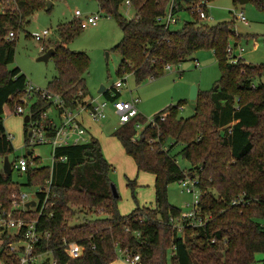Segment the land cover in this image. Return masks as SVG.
Returning <instances> with one entry per match:
<instances>
[{
  "label": "trees",
  "instance_id": "16d2710c",
  "mask_svg": "<svg viewBox=\"0 0 264 264\" xmlns=\"http://www.w3.org/2000/svg\"><path fill=\"white\" fill-rule=\"evenodd\" d=\"M99 10L114 18L122 31L121 40L111 50L122 62L117 73H131L135 83L160 77L166 65H175L201 49L213 51L220 69V78L209 91H198L194 114L183 119L175 107H167L153 116L155 125L147 124L135 136V124L145 123L140 113L112 132L125 153L134 160L137 172L154 175V204L137 206L127 214L117 208L119 195L111 188L112 167L104 157L97 139L87 143L58 147L52 170L34 157L27 169L24 185H43L51 177L54 206L52 215H43L39 226L50 232L39 251L49 248L57 264H110L117 252L138 255V264H252L256 253L264 251V229L257 219L264 215V64L250 65L239 59L228 61L226 46L231 37L240 38L233 30V21L207 25L191 15L178 29H163L156 18L170 0H128L136 14L127 19L120 13L125 0H95ZM199 0H174L178 12ZM207 2L210 0H206ZM238 2L237 0H234ZM264 10V0H248ZM45 0H0V159L13 152L5 131V109L13 112L25 93L26 76L14 61L16 37L27 19L46 7ZM12 31L15 36L8 38ZM81 32L78 22L59 24L58 38L48 42L45 53L54 49L57 75L47 84L48 91L58 94L69 107L84 104L88 97L84 74L89 68L85 53L72 52L66 43ZM255 85L253 86V84ZM114 101L119 92L104 90ZM49 106L37 99L32 110L42 116ZM166 113L163 120L159 115ZM44 124L48 121L42 118ZM29 124L24 123V143L30 145ZM49 133H53L50 129ZM181 144L174 155L171 150ZM32 156V152L30 154ZM189 163L182 169L176 158ZM62 158H64L62 160ZM12 163V162H11ZM0 167V204L10 206L9 195L18 190ZM198 177L199 210L209 218L200 226H188L178 233L170 224L181 210L167 201V186L186 175ZM134 195L135 182L127 180ZM241 198L237 205L231 202ZM84 220L79 224V215ZM105 214L88 220L86 215ZM34 215V214H30ZM76 242L83 248L81 257L69 258L62 242ZM168 251L170 255L168 256ZM8 264L6 254H0ZM14 264V263H12Z\"/></svg>",
  "mask_w": 264,
  "mask_h": 264
},
{
  "label": "rangeland",
  "instance_id": "374dc122",
  "mask_svg": "<svg viewBox=\"0 0 264 264\" xmlns=\"http://www.w3.org/2000/svg\"><path fill=\"white\" fill-rule=\"evenodd\" d=\"M50 1V0H45ZM79 10L82 18L88 15L100 14V19L94 26L81 28V32L66 43L68 50L72 52L85 53L89 58V68L84 74L85 86L89 98H96L98 102H106L104 108L105 117L102 119H91L85 116V124L92 136L98 140L102 153L110 163L112 171L110 180L119 195L117 208L120 214H127L137 206H149L154 203V175L149 172H137L134 160L127 155L121 143L111 134L120 125L119 116L116 113L113 101L108 100L102 92L101 86L109 93H114L112 86L117 80H124L123 85L116 88L119 92L118 99L130 101L139 98L138 112L146 118L145 123H139L141 131L153 118L155 114L171 106L177 108L178 117L187 119L194 114V109L188 103V97L192 85L197 86V91H209L220 78V69L214 53L210 49H201L186 57L182 62L173 64L165 69L162 76L154 79H146L136 84L131 73L118 74L122 58L112 51L111 48L122 38V31L114 18L102 13L95 0H51L48 8L36 12L30 16L17 33L14 61L8 68L19 67L27 80L39 89H47L48 82L56 75V69L52 56L47 61H38L37 58L43 53V48L48 42L58 38L57 27L74 20V12ZM242 13L245 21L238 18ZM120 13L127 19L135 17V10L123 4ZM208 18L203 22L214 25L220 22L233 21V30L240 38L231 37L229 44L233 47V54L239 56L250 65L264 64V10L256 8L253 2L248 1L240 4L234 0H210L207 2ZM180 21L175 29L182 26L191 17L187 13H179ZM75 21H77L75 19ZM49 34L41 41H36L34 36L43 30ZM242 48V52L239 49ZM261 82H264L262 79ZM37 101L36 97L26 100L25 114L30 104ZM50 115L54 112L48 110ZM24 114V115H25ZM24 115L14 114L5 109L3 122L5 131L11 134L13 152L8 156L10 162L16 158L32 156L39 158V164L33 166L52 167L51 147L47 144L25 145L24 143ZM89 134V138L91 137ZM181 148L176 144L171 150L174 155ZM178 165L186 169L189 163L181 157L176 158ZM2 168V160L0 159ZM12 181L18 185L21 193H26L32 198V194L38 189V185L27 186L26 176L19 175L15 169L11 173ZM127 180L135 182L134 195L127 185ZM11 194V193H10ZM167 201L178 207L182 213L191 209L193 193L183 191L179 181L167 186ZM106 215H86L88 220L97 217L104 218ZM84 220V213L79 215V220L73 223L79 224ZM264 229V215L257 219ZM170 251H168V256ZM48 255L41 259L44 261ZM124 254L117 252L116 259L110 264H128L124 260ZM0 264L3 262L0 260ZM47 264H52L48 262ZM252 264H264V251L256 253Z\"/></svg>",
  "mask_w": 264,
  "mask_h": 264
},
{
  "label": "built area",
  "instance_id": "2783aa9c",
  "mask_svg": "<svg viewBox=\"0 0 264 264\" xmlns=\"http://www.w3.org/2000/svg\"><path fill=\"white\" fill-rule=\"evenodd\" d=\"M5 2L13 0H2ZM129 6V1L125 0L124 3ZM186 12L190 17L191 15L197 16L201 21L208 18L207 13V1L199 0L196 3L185 6ZM174 0H170L168 6L164 12L156 18L157 24L163 27V29H175V25L181 20L180 14ZM100 14L88 15L82 18V14L79 10L74 12V20L76 19L81 28L87 26H94L100 19ZM238 18L245 21V17L240 12ZM49 34L48 30H43L39 34L34 36L36 41H41L43 37ZM8 38H14L15 34L10 31ZM242 48L239 52H242ZM233 47L228 43L226 46V53L228 61L232 64L236 63L240 58L233 54ZM170 68V65H166L165 69ZM264 79V75L262 76ZM124 80H117L112 88L117 92L116 88L123 85ZM255 83L253 84V86ZM113 94V93H112ZM36 97L37 99H43L49 106L46 111L42 112V118H46L48 123L44 124L41 117L35 115V111L32 110L30 104L26 114L29 116V132H30V145L47 144L51 147L52 162L54 159L55 149L58 147H64L69 145H77L87 143L89 140V134L87 128L83 124V117H87L97 120L105 117L104 108L106 102H98L96 98L85 99L84 104H77L75 107L67 106L62 98L51 91L42 90L34 87L28 80L25 83V93L19 99V104L15 106L12 113L18 115L25 114L26 100ZM139 98H134L130 101H122L116 99L113 101V106L116 113L119 116V122L125 124L132 120L139 114L137 105ZM35 103V102H34ZM52 109L54 114L50 115L48 110ZM166 113L159 115V120H163ZM151 125H155V121L152 118L149 120ZM140 124H135V136L132 140H136L139 137L141 131H139ZM52 129L53 133H49ZM9 138L12 136L9 134ZM36 156L19 157L11 163V169H15L19 173H23L31 160ZM64 158H62L63 160ZM52 167L50 168V172ZM181 188L187 193H193V202L191 209L186 213H181L178 218H171L170 224L176 229L178 233L183 230V221L188 226H200L208 220V215H203L200 212L198 205L201 191L198 185V177L196 175L188 174L184 178L179 180ZM52 180L49 177L43 185H39L38 189L30 195L21 193L19 190H13L9 195L10 206L8 208L0 204V254L4 253L8 257V264H57V260L53 256V252L49 248H45L43 251H39L43 242H47L50 238V232L43 230L39 226V219L43 215H52V208L54 206L51 193ZM34 205H31V202ZM241 201V198H235L232 200V205H237ZM30 214H34L33 216ZM65 253L71 259H77L81 257L83 248L76 242H67L63 240L62 248ZM124 254V260L128 264H138L139 256L126 253L125 251H119ZM48 255L43 261L41 257Z\"/></svg>",
  "mask_w": 264,
  "mask_h": 264
},
{
  "label": "water",
  "instance_id": "95a60500",
  "mask_svg": "<svg viewBox=\"0 0 264 264\" xmlns=\"http://www.w3.org/2000/svg\"><path fill=\"white\" fill-rule=\"evenodd\" d=\"M237 1L240 4L248 2V0H237ZM45 4H46V8H48L50 6V4H51V1H46ZM53 54H54V49L49 48L44 54L39 56L37 58V60L38 61H47ZM217 87L218 86L216 85L215 88H217ZM103 90H104V87L101 86L100 89H99V92H102ZM197 94H198L197 86L196 85H192L191 89H190V94H189V97H188V103L194 110L196 108L194 102H195V100L197 98ZM28 121H29V116H28V114H25L24 117H23V122L27 123ZM28 135L30 136V132H28ZM30 152H29V154H30ZM2 170L6 174L11 172V162L9 161L8 156H5L3 158V160H2ZM111 188H112V192H113L114 196H117L118 193H117L116 188H115V186L113 184H111ZM30 204L34 205V202L32 201Z\"/></svg>",
  "mask_w": 264,
  "mask_h": 264
},
{
  "label": "crops",
  "instance_id": "0c3cea01",
  "mask_svg": "<svg viewBox=\"0 0 264 264\" xmlns=\"http://www.w3.org/2000/svg\"><path fill=\"white\" fill-rule=\"evenodd\" d=\"M51 1V0H50ZM19 68V67H18ZM20 69V68H19ZM85 116L86 115H84V117H83V124H84V126L87 128V131H88V134H91V132L88 130V127L86 126V124H85ZM11 135V134H10ZM91 136H92V134H91ZM154 204V203H153ZM153 204H151V205H149V207H152L153 206Z\"/></svg>",
  "mask_w": 264,
  "mask_h": 264
}]
</instances>
